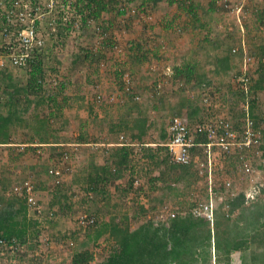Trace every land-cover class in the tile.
<instances>
[{
  "label": "rangeland",
  "instance_id": "1",
  "mask_svg": "<svg viewBox=\"0 0 264 264\" xmlns=\"http://www.w3.org/2000/svg\"><path fill=\"white\" fill-rule=\"evenodd\" d=\"M200 1L202 4H207L212 0ZM215 2L218 8H224L227 2L243 6L241 12L235 11V13L225 8L223 10L218 9L214 12L212 19H204L207 28L195 30L192 26L186 29L190 17L185 12L187 9H181L177 3L170 5L169 0H164L157 6L150 4L144 9L141 7L142 0H132V2L121 0L113 10L103 13L99 21V23L105 24L108 20H113L108 35L101 33L94 35V32H88V30L97 31L98 28L102 30V27L98 23H94L93 20H91L93 26L91 29L82 27L81 31L69 33L67 38L62 40L64 42L62 52L55 53L62 59V63L54 65L55 62L51 58L46 59L48 60V62L46 61L47 68L57 66L56 71L49 72L50 76L47 80L53 82L52 85L60 84L62 81L69 82L62 95L74 99V105L67 107V111L61 116L59 122H54L52 130L56 135L55 138L58 136L60 142L75 143L78 134L86 131L85 134L87 133L89 141L102 142L113 135L118 142H122V144L130 142L137 151L141 152L142 143L132 139L128 131L107 132L109 122L119 120L128 103L141 106L142 113L148 115L154 122L152 130L145 140L146 142H153L160 141L161 133L167 129L170 119L174 116L173 108H180L183 97L204 104L203 98L208 92L213 96L212 114H223L240 123L243 120L242 99L236 96L237 87L234 83V75L242 70L243 58L241 54L233 55L231 50L245 36L249 50L254 56V61L249 69L252 78L256 80L262 58L260 48L261 45H264V21H260L255 13L259 9L264 10V0H215ZM130 5L141 8L140 14L147 11L151 14L152 19L145 21L138 15H132L127 11H124V15L120 14V11L126 10V8L130 9ZM242 28L245 30L244 34ZM207 36L213 42L221 40L223 42L222 47L218 50L214 49L212 42L207 43L206 52L193 51L192 53L193 43L195 42L197 45L200 40ZM146 37H151L150 45L158 49V52L155 51L158 55H154V57L151 53L146 64L133 67L131 61V54H134L132 44ZM103 40L105 43H109L106 48H104ZM116 45L119 46V49L114 48ZM79 54L83 57L88 55L90 59L87 60L81 71L73 73L69 66ZM225 55H229L232 59L231 68L227 71L221 69L220 72H216L214 70L215 58ZM188 56L191 61L197 62V72L210 80L211 85H208L206 89H201L195 82L192 85H187L183 80H174L169 75V69L173 71L175 66L182 65ZM93 57L94 60L95 58L98 59V64L96 61L91 63L90 60ZM9 67V65L5 67L0 65L3 70ZM14 73L17 76L20 75L18 69ZM126 74H130L132 78L133 88L130 91L126 90ZM77 82L83 85L85 89L79 91ZM79 94L86 98L84 106H80L81 101L76 98ZM99 94L115 95L116 101L113 104H106L102 100L98 101L97 96ZM136 96H140L141 99L136 100ZM257 100L259 104L256 111L259 115L264 111V90L257 93ZM134 115L135 113L132 114V117ZM105 117L109 118V121L103 125L101 118ZM86 121H90L95 128L88 130ZM17 131L14 141L18 143L26 140L25 132L21 128ZM30 148L19 145L0 147V182L6 177L12 180L11 185H13V183H18L16 182L18 180L32 177L37 186L39 205L45 206L46 209L43 208L44 211L40 215L34 210L29 211L31 213V221L28 226L29 235H27L26 241L20 240L25 250L16 254L9 252L6 259L2 260L0 264H73L74 255L86 249L95 256L92 264L106 259L113 250V242L108 240L106 236L96 241L95 229L83 228L78 223V218L82 214L95 216L88 211L89 206L86 203L89 195L94 196V192H87L88 186L80 177H77L80 175L79 171L83 168L84 163L92 156L89 157L90 153L88 151L83 152V150L91 147H76L75 144L56 147V153L62 152L69 155L67 159L57 156L58 154L54 156L55 149L43 147L42 153H38L37 150ZM101 148L99 147L97 151L100 152ZM246 155L253 166L252 173H245L241 167L237 168L238 155L232 153L229 156H223V168L218 171L217 178L220 181L227 178L231 179L233 190L237 193L241 191H244L245 194L257 192L255 197L251 198L252 200L247 201V203H251L259 197L264 198V168H261L262 158H257L253 150L247 152ZM134 160L135 173L127 172V180L133 179L134 186L125 195L122 204L123 212L130 214L136 213L141 204L149 209L148 214L139 216V222L147 218H153L157 221L165 220L171 216L172 212H185L194 203L192 194L194 191L200 194L203 199L206 197L205 186L203 183L201 185L199 180L190 188H187L186 184L180 183L177 189L180 195L173 197L163 196L162 189L152 193L151 187L165 186L162 179L155 180L164 170V165L158 166L156 163L142 158L139 152L136 153ZM67 165H70L73 171L71 174L65 175L64 183L58 188L53 186L52 179L48 177L45 171L42 170V174L35 173L37 166L47 168L55 166L62 169ZM12 174H15L17 178L10 177ZM137 179L140 182L136 187L135 181ZM174 179H176V175L171 173L168 182ZM117 184L124 186L123 181L111 185L109 190H113V195L116 194L114 192H116ZM59 189L69 195V201H65L64 210L59 207L54 208L55 210L50 209L53 198ZM0 194L2 193L0 192ZM223 194L222 201L227 198L231 199L228 194ZM118 196H113L115 201L119 200L117 199ZM150 197L157 199L152 203ZM222 201L219 199L220 203ZM2 202H5L4 195H0V208ZM227 204L231 205L226 203L225 208L228 210ZM51 210L55 211L54 219L48 216ZM111 216L114 217L115 215H104L102 218L99 215L98 218L104 220L105 218H112ZM20 217L21 222L23 215ZM133 226H136V222ZM85 243L88 245L84 246ZM232 264H241L240 252L233 254Z\"/></svg>",
  "mask_w": 264,
  "mask_h": 264
},
{
  "label": "trees",
  "instance_id": "2",
  "mask_svg": "<svg viewBox=\"0 0 264 264\" xmlns=\"http://www.w3.org/2000/svg\"><path fill=\"white\" fill-rule=\"evenodd\" d=\"M120 1L76 0L74 5L77 11L82 14V27L91 29L93 27L91 20H93L94 23H98L102 27V30L98 28L97 31L88 30V32H94V35H98V33L108 35L112 28L113 20H108L105 24H101L99 21L103 13L113 10ZM162 1L164 0H142L141 7L146 9L150 4L157 6ZM175 3L179 4L181 9H187L185 12H187L190 19L186 29H189L190 26L195 30L207 28L204 19H212L214 12L218 9H224L223 7L218 8L215 0L207 4H202L200 0H169L170 5ZM130 6L132 7L133 5ZM136 8L139 11L141 10L138 6ZM124 11L126 12L125 9L120 11V14L124 15ZM255 14L260 21H264V10L259 9ZM59 22H61V19ZM42 28H50L49 36L47 37L45 34L46 48L37 55L35 60H31L29 66L25 68L28 73L26 82L18 81L10 71L1 70L0 72L5 80L1 84L3 97L0 98V145L12 143L14 133L21 128L27 136L25 137L26 140H23L28 143L26 147H31L30 149H35L38 153H42L43 147H50L55 149L54 156L58 154L57 156L63 157L67 153H56V147L59 145L55 146L54 143L60 141L58 136L55 138L56 135L53 133L52 127L55 121L59 122L61 116L64 115L65 109L72 106L71 103L74 102V99L62 95L69 82L62 81L60 84L52 85L51 83L53 82L47 80L50 76L49 72L56 71L57 66H52L50 69L47 68L46 61L48 62V60L46 59L51 58L55 62L54 65L62 63V59L56 56L55 53L58 51L62 52L64 48L62 40H65L67 35L70 32H75V30L71 24L66 27H63V25L58 26L55 33L52 32L51 27L47 23ZM150 39L151 37H146L132 44L134 54H131V61L134 65L133 67L146 64L150 59L149 55L151 53H153V56L158 55L156 53L158 49L150 45ZM212 42L213 40L209 39L208 36L203 38L198 43L199 49L197 51L206 52L207 43ZM222 43L219 40L218 42L214 41L212 44L214 49L218 50V48L222 47ZM108 44L105 43L104 48ZM260 49L262 58L258 67V77L253 82L252 91L249 95L251 114L254 117L258 116L256 111L259 104L257 93L264 90V45H261ZM248 51L252 55L249 46ZM89 59L88 55L84 57L81 54L77 55L75 60L71 62V66H69L70 70L73 73L81 71ZM90 61L91 63L96 61L97 64L99 62L96 58L94 60V57ZM215 62L214 70L216 72H220L221 69L227 71L231 68V57L229 55L216 57ZM196 66V61L193 62L191 59H186L182 65L174 67L171 76L174 80H183L187 85H192L195 82L201 89H206L208 85H211V82L206 76L197 72ZM78 84L79 91L85 89L83 85ZM236 96L241 97L242 101L246 98V94L242 90H237ZM107 97L103 95L102 101L106 104H113L114 102H110ZM76 98L81 101L80 106L85 105L86 98L84 95L79 94ZM125 108V112L120 116L119 120L109 122V131L112 133L128 131L132 139L139 140L142 143L141 152L137 151L132 143L124 142L112 151V160L107 158L104 164L96 163L94 158L91 160L90 166L93 169L91 172L93 178L91 180L83 179L80 175H77L88 186L87 192H94V196L91 197L89 195L86 202L89 206L88 211L97 218L99 215L101 218L104 215H115L104 220L98 218L94 225L88 227L89 229H95L96 241L106 236L108 240L113 242L112 252L106 259L96 264H232L235 252H240L241 264H264L263 197L247 203L246 194L241 191L236 198H227L219 204L218 209L215 211L213 222L206 216L194 215L193 206L195 203H192L191 207L185 212H177L175 217L170 216L165 220L158 221L153 218H147L139 222V216L142 214L146 215L149 212V209L142 204L139 205L138 211L134 214L123 212L122 203L125 195L134 186L133 179L127 180V172L135 173L134 159L138 152L142 155V158L156 163L158 166L164 165V170L161 171L155 180L162 179L165 186L160 188L159 186L151 187L152 193L155 190L162 189V195L165 197L180 195L177 190L180 183H184L187 188H190L199 179L195 164L182 165L172 162L168 148L164 145L167 138V129L161 133L160 141L146 142L145 140L152 130L154 122L151 121L148 115L142 113L139 105L128 103ZM133 113L135 115L132 117ZM173 113L174 116L179 115L189 122H194L198 119L203 120L207 116L206 107L202 102L191 101L187 97L182 98L180 108H173ZM108 119L107 117L101 118V123L105 125L109 121ZM242 124L243 120L240 122V128ZM262 131L263 140L260 145L262 150L261 168H264V128ZM85 132H81L75 139V143L90 142ZM199 140L206 142L207 138L199 136ZM50 168L43 167L42 170L52 179L55 188L62 186L64 181L59 185H54V176L49 173ZM35 170H37V173H41L38 168ZM171 173L176 175V179L168 182V177ZM119 181H123L124 186L117 184L116 192H114L116 194L114 195H119L117 198L119 200L115 201L112 194L113 190H109V187ZM10 187L11 184L8 179L1 180L0 192L8 190ZM53 199L51 207L53 209L59 207L64 210L65 201H69V195L59 189ZM156 199V197H150L152 203ZM6 201L7 206L4 209H0V238L11 239L16 237L19 241H26L29 226L26 222L27 218H24L21 222L15 221L17 215L26 210V198L12 194L9 195ZM162 201L165 203L164 200ZM226 203L231 205L228 210L225 208ZM135 222L136 226H133ZM16 226L20 227L19 230ZM87 245V243L84 244V246ZM94 259V254L86 249L74 255L73 264H92Z\"/></svg>",
  "mask_w": 264,
  "mask_h": 264
},
{
  "label": "built area",
  "instance_id": "3",
  "mask_svg": "<svg viewBox=\"0 0 264 264\" xmlns=\"http://www.w3.org/2000/svg\"><path fill=\"white\" fill-rule=\"evenodd\" d=\"M76 0H0V65L1 67L15 66L26 68L31 60H35L37 55L46 48V36H49L50 28H42L45 23L49 24L53 33L57 27L72 25L75 31L82 30V14H80L74 2ZM243 6V5H242ZM240 4L234 5L226 3L225 9L235 13L241 12ZM132 15H138L141 19L149 21L151 14H140L136 7L126 8ZM61 19V22L59 20ZM243 34L245 33L242 28ZM71 33V32H70ZM115 49H119L116 45ZM233 55H242L243 66L239 73L234 75V83L237 90H242L246 98L242 101L243 124L235 122L230 117L223 114H212L213 96L210 92L203 98L208 115L205 119L189 122L187 119L175 115L167 126V139L164 143L167 146L171 160L177 164H195L199 183L205 186L206 197L203 199L200 194L194 191L193 213L195 216H206L212 222L215 219V211L219 207V199L224 198V194L234 199L238 193L233 190V182L227 178L220 181L217 178L218 171L223 168V156L232 153L238 155L237 168H242L245 173H252L253 166L249 162L247 152L253 150L257 158H262L260 145L263 140L264 111L257 117L251 114L249 95L251 86L255 81L252 78L249 66L254 61V56L249 54L245 36L240 43L232 48ZM104 65V63H103ZM169 75L173 71L169 69ZM126 90L132 87V78L126 74ZM217 96V95H216ZM98 101L102 100L103 94L97 96ZM141 99L140 96L135 97ZM110 102L116 101L115 95H109ZM199 136H205L207 141L199 140ZM1 147V145H0ZM64 159L69 158L65 154ZM71 166L62 169L58 167L50 168V175L54 176V185H59L64 181L65 175L70 174ZM139 180L135 185H139ZM9 195L17 194L26 198L29 209L34 210L38 215L43 213L39 205L37 186L32 177L25 179L22 183L13 186L8 192ZM223 194V195H222ZM257 192L246 194L247 201L252 200ZM234 197V198H233ZM228 205V204H227ZM230 206L228 205V209ZM177 212H172L171 217H175ZM49 218L54 219L55 211L49 212ZM78 223L83 228H88L96 223L95 216L82 214L78 218ZM25 247L18 238H0V263L6 259L9 252L16 254L23 252Z\"/></svg>",
  "mask_w": 264,
  "mask_h": 264
},
{
  "label": "crops",
  "instance_id": "4",
  "mask_svg": "<svg viewBox=\"0 0 264 264\" xmlns=\"http://www.w3.org/2000/svg\"><path fill=\"white\" fill-rule=\"evenodd\" d=\"M176 4V3H175ZM150 32V31H149ZM157 33H159V32H157ZM160 34V33H159ZM0 38H1V34H0ZM194 45L192 46V48H191V52L193 53V51H197L198 49H199V46H198V44L196 45V43L194 42L193 43ZM186 59L187 60H189V59H191L189 56L188 57H186ZM232 59H231V65H232ZM17 69L20 71V75H15V71H17ZM1 70L3 71V69H1L0 68V72H1ZM5 70H7V71H10V72H12L13 73V75H14V77L18 80V81H24V82H26V80H27V70L25 69V68H20V67H15V66H10L8 69H5ZM4 79H3V75L0 73V93H1V95H0V98H2L3 97V88L1 87V84L2 83H4ZM72 105H74V103H71ZM78 106V105H77ZM65 111H67V108L65 109ZM86 126H87V129L88 130H93L95 127H94V125L93 124H91V122L89 121V122H87L86 121ZM16 132H17V130H16ZM16 132L14 133V138H15V136H16ZM107 132H110L109 130H107ZM78 135H80V134H78ZM109 135V134H108ZM26 136V135H25ZM27 137V136H26ZM89 141V140H88ZM37 144V143H36ZM71 144L72 145H76V147H91V148H84V149H86V150H83V152H85V151H88L90 154H89V159H88V161L87 162H85L84 163V166H83V168L81 169V171H79V174H80V176L83 178V179H88V180H91L92 178H93V176H92V174H91V172H92V168H91V166H90V162H91V160L94 158L95 159V162L96 163H98V164H104V162H105V160L107 159V158H110L111 159V154H112V151L114 150V147H118V146H120V145H122V142L120 143V142H118V140H115V138L113 137V135L109 138H107V140L106 141H102V142H100V141H95V140H93V141H90L89 143H82V144H80V143H71V142H57V143H54V145L55 146H57V145H64V146H71ZM15 145H19V146H23V147H26L27 145H28V143H26V142H24V141H19L18 143L17 142H15L14 140H13V142L12 143H10V144H8V145H1L2 147H9V146H15ZM99 147H102L101 149L102 150H100V152L99 151H97V149H99ZM48 149H51L52 150V148H48ZM112 160V159H111ZM36 168H39L40 169V171H41V173H42V168L43 167H41V166H37V167H35V169ZM35 173H36V171H35ZM10 177H12V178H17V177H15V174H12ZM95 178V177H94ZM3 179H8V181L10 182V184H12V180H10V178H6V177H4ZM25 179H21V180H18V181H16V182H22V181H24ZM18 183H16V184H18ZM16 184H14L13 183V185H11V187L9 188V189H11L14 185H16ZM1 189H2V187H1ZM8 189V190H9ZM2 194L1 195H3L4 194V196H5V202H2V206H1V208L0 209H4L6 206H7V201H6V199H8L9 198V194H8V192H7V190L6 191H3L2 190V192H1ZM18 206V205H17ZM19 207V206H18ZM41 208L43 209H46V207L45 206H43V205H41ZM50 209H53L52 207L50 208ZM30 210H32V209H29L28 208V206L26 205V210L23 212V213H21V214H19V215H17V217L15 218V221L16 222H18V221H20V219H21V217L19 218V216L20 215H23V219L24 218H27L28 220H26V222H27V225H29L30 224V221H31V218H30V215H31V213H29V211ZM44 211V210H43ZM27 216V217H26ZM16 228L19 230V228L20 227H17L16 226ZM29 229H27V235H29Z\"/></svg>",
  "mask_w": 264,
  "mask_h": 264
}]
</instances>
